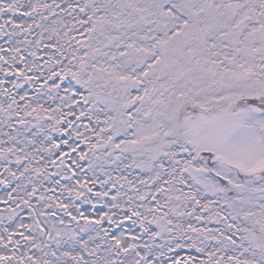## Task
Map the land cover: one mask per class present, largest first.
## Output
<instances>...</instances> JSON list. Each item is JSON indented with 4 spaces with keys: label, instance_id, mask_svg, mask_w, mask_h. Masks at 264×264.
Wrapping results in <instances>:
<instances>
[{
    "label": "snow or ice",
    "instance_id": "obj_1",
    "mask_svg": "<svg viewBox=\"0 0 264 264\" xmlns=\"http://www.w3.org/2000/svg\"><path fill=\"white\" fill-rule=\"evenodd\" d=\"M0 264H264V0H0Z\"/></svg>",
    "mask_w": 264,
    "mask_h": 264
}]
</instances>
